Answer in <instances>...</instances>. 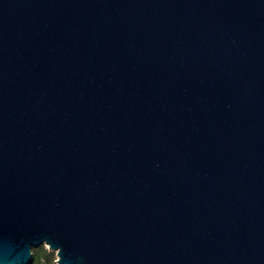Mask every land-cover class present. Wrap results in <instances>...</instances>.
Wrapping results in <instances>:
<instances>
[{"label": "water", "instance_id": "1", "mask_svg": "<svg viewBox=\"0 0 264 264\" xmlns=\"http://www.w3.org/2000/svg\"><path fill=\"white\" fill-rule=\"evenodd\" d=\"M264 264V0H0V264Z\"/></svg>", "mask_w": 264, "mask_h": 264}, {"label": "rangeland", "instance_id": "2", "mask_svg": "<svg viewBox=\"0 0 264 264\" xmlns=\"http://www.w3.org/2000/svg\"><path fill=\"white\" fill-rule=\"evenodd\" d=\"M31 250L35 257L33 264H56V253L50 250L48 245H42Z\"/></svg>", "mask_w": 264, "mask_h": 264}, {"label": "trees", "instance_id": "3", "mask_svg": "<svg viewBox=\"0 0 264 264\" xmlns=\"http://www.w3.org/2000/svg\"><path fill=\"white\" fill-rule=\"evenodd\" d=\"M34 259H35V257H34L33 251L31 250V258L27 264H33Z\"/></svg>", "mask_w": 264, "mask_h": 264}]
</instances>
